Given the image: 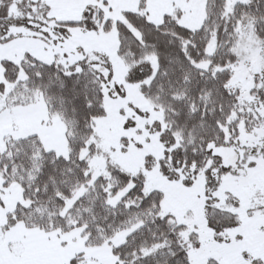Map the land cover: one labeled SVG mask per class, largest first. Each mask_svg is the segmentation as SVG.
<instances>
[{
  "label": "snow or ice",
  "instance_id": "6c2138e0",
  "mask_svg": "<svg viewBox=\"0 0 264 264\" xmlns=\"http://www.w3.org/2000/svg\"><path fill=\"white\" fill-rule=\"evenodd\" d=\"M0 264H264V0H0Z\"/></svg>",
  "mask_w": 264,
  "mask_h": 264
}]
</instances>
